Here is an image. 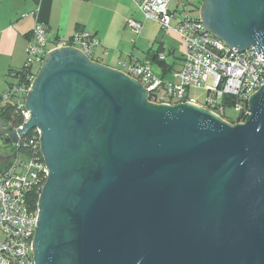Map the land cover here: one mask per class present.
<instances>
[{
	"label": "water",
	"instance_id": "water-1",
	"mask_svg": "<svg viewBox=\"0 0 264 264\" xmlns=\"http://www.w3.org/2000/svg\"><path fill=\"white\" fill-rule=\"evenodd\" d=\"M199 18L230 49L264 58V0H201ZM147 92L60 46L28 89L23 127L0 118L1 148L40 133L34 263L264 264V83L235 123Z\"/></svg>",
	"mask_w": 264,
	"mask_h": 264
},
{
	"label": "built area",
	"instance_id": "built-area-1",
	"mask_svg": "<svg viewBox=\"0 0 264 264\" xmlns=\"http://www.w3.org/2000/svg\"><path fill=\"white\" fill-rule=\"evenodd\" d=\"M132 1L145 19L158 22L165 31L175 32L183 44L181 65L172 71L173 82L163 81L162 76L154 72L152 64L147 60L135 58L129 62L118 61L117 69L148 89V101L156 104L187 101L198 104L225 120L221 116L227 107L222 102L223 95L240 98L233 107L238 112L243 100L248 101L249 95L264 83V58L257 54L253 46L241 52L230 49L203 26L199 16L187 11L188 6L195 8L194 4L200 5L201 0ZM125 25L135 32H139L141 28V23L134 18H128ZM48 43L51 45L48 46ZM99 45L100 40L84 29H75L66 39L50 40L46 36L44 25L35 23L29 34L23 72L12 74L10 84L1 94L2 101L9 103L21 117V122L13 125L12 129L16 131L22 128L29 119V112L24 108L25 98L38 66L49 49L72 46L90 58ZM159 56L164 58L163 54ZM210 74L215 76L214 87L207 85L205 101L197 103L189 96L187 88H203ZM173 98L175 101L172 102ZM34 130L36 135L29 140L33 149L40 147L39 130ZM23 141H26L24 136L13 144L15 147L0 170V264H35L31 243L39 209L38 199L34 204L31 198L34 191L40 194L46 181L47 168L44 158L41 159L35 151L34 154H27L19 150Z\"/></svg>",
	"mask_w": 264,
	"mask_h": 264
},
{
	"label": "crops",
	"instance_id": "crops-1",
	"mask_svg": "<svg viewBox=\"0 0 264 264\" xmlns=\"http://www.w3.org/2000/svg\"><path fill=\"white\" fill-rule=\"evenodd\" d=\"M138 10L132 0H0V95L8 85V70L18 69L24 64L29 34L37 22L44 25L50 40L66 39L75 29L93 33L100 40L95 60L106 65L112 66L102 61L103 56L115 49L118 55L116 66L112 67L117 68L118 61L144 59L146 54L140 58L133 51L126 54L129 60L125 56L120 58L123 54V37L129 34L126 20L134 18L143 26ZM141 29L143 33L144 28ZM159 42L164 46L171 44L175 46L174 50H180V58H175V67L178 68L182 62L181 41L167 31L163 35H156L153 46Z\"/></svg>",
	"mask_w": 264,
	"mask_h": 264
},
{
	"label": "rangeland",
	"instance_id": "rangeland-1",
	"mask_svg": "<svg viewBox=\"0 0 264 264\" xmlns=\"http://www.w3.org/2000/svg\"><path fill=\"white\" fill-rule=\"evenodd\" d=\"M192 6H188L187 10L191 9ZM139 11V10H138ZM191 15L194 16H199V8H194V10L189 11ZM140 15L142 17V22H143V26L141 23V27L143 30V33L140 32L139 33L135 32L134 30H132L131 28H128V33L125 37H123V54L120 56L124 57L125 59L129 60L130 57H126V54H129L131 51L135 52L137 54L138 57L142 58L143 56H145L146 54V50L153 46V41L156 40V35L158 33H161V35H163L165 31L164 29L161 28L160 24L152 19H145L142 12H140ZM172 22L174 21L173 19L171 20ZM141 29V28H140ZM141 29V31H142ZM170 33H173L179 40L180 37L178 34H176L175 32L169 30ZM181 41V40H180ZM51 43H48V46H50ZM171 46V47H170ZM154 47V46H153ZM167 48H175V46L173 45H168ZM96 50V49H95ZM115 50L109 51L107 54H105L103 56V62H108L110 63L112 66H116V60H117V56L118 52ZM181 52L180 50L177 48L174 53L173 56L169 55L167 56V60L169 62H172L173 59L176 58H180ZM116 56V57H115ZM97 57V50L94 51L91 55L90 58L92 59H96ZM101 60V59H100ZM179 60V59H178ZM176 62V59H175ZM177 63V62H176ZM152 69L154 70V72L158 75L161 76V72L159 71V69L157 68V66H155L154 64H152ZM177 67H175L176 69ZM174 70V69H173ZM172 70V71H173ZM172 71L167 72L163 77L162 80L165 82H173L174 81V77L172 76ZM215 84V76L213 74H210L207 78V81L203 84V88L200 87H190L187 88V92L189 94V96L194 99L195 101H197V103H203L205 101V97H206V86L210 85L211 88L214 87ZM159 92H162V89L159 90ZM175 101V99H172V102ZM238 113L234 110L233 107H226L225 110V117H228L227 119H232L234 117H236ZM10 146L1 148V152L6 156L9 154V150ZM5 162L1 164L0 168L2 169L5 166Z\"/></svg>",
	"mask_w": 264,
	"mask_h": 264
},
{
	"label": "trees",
	"instance_id": "trees-1",
	"mask_svg": "<svg viewBox=\"0 0 264 264\" xmlns=\"http://www.w3.org/2000/svg\"><path fill=\"white\" fill-rule=\"evenodd\" d=\"M194 5H195V8H199L198 3H195ZM191 10H194V8L192 7L191 9H189L187 11L189 12ZM174 51L175 50L173 48H167V46H164L163 43L159 42L155 47L151 46L146 50V57L144 59H138V60H140V61L147 60L149 63L157 66V68L161 72V76L163 77L167 72H170L173 69H175V59H173L172 62H169L167 60V56H169V55L173 56ZM160 54H163L164 58H160V56H159ZM24 67H25V65L23 64L18 69L8 70V72H7L8 85L10 84V81H11V75L12 74L18 75L19 73L23 72L22 70ZM239 100H240V98L233 96V95H223L222 96V102L227 107H234V105L236 103H238ZM248 112H249L248 101L243 100L242 107L237 112L238 114L236 115V117H234L232 119H227L228 117L224 116L225 113H222L223 115H221V116L223 118H225L226 121H229L230 123H235V122L243 121L246 118ZM0 118L4 119L8 123H11L12 125H17L21 122V117H19L13 111V107L9 103L2 101V95H0ZM35 133H36L35 130L32 129L31 131H29L24 136L26 141H23L21 143L22 146H19V150H21L23 153H27V154H34V151H35V153L40 158L41 157L43 158L42 152H40L41 151L40 148H34L33 149L32 145L29 143V140L32 139L34 135H36ZM0 170H1V168H0ZM38 196H39V194L36 191H34L32 193L31 202L32 203L34 202V204H35L36 200L38 199Z\"/></svg>",
	"mask_w": 264,
	"mask_h": 264
},
{
	"label": "flooded vegetation",
	"instance_id": "flooded-vegetation-1",
	"mask_svg": "<svg viewBox=\"0 0 264 264\" xmlns=\"http://www.w3.org/2000/svg\"><path fill=\"white\" fill-rule=\"evenodd\" d=\"M8 124H9V126H10V129H12L13 125H12L11 123H8ZM34 129H36V128H34ZM34 129H33V130H34ZM30 131H31V130H30ZM14 147H15V146H14ZM14 147H13V144L10 145V149H9L10 151H9V154L6 155V156H7V160H6V161H8L9 156H10V154H11V150L14 149ZM0 149H1V147H0ZM0 153L3 154V153L1 152V150H0ZM0 166H1V165H0ZM40 192H41V191H40Z\"/></svg>",
	"mask_w": 264,
	"mask_h": 264
},
{
	"label": "clouds",
	"instance_id": "clouds-1",
	"mask_svg": "<svg viewBox=\"0 0 264 264\" xmlns=\"http://www.w3.org/2000/svg\"><path fill=\"white\" fill-rule=\"evenodd\" d=\"M54 48H55V47H54ZM51 49H52V48H51ZM49 50H50V49H49ZM90 59H92V58H90ZM94 60H95V59H94ZM39 67H40V64H39V66H38V70H39ZM37 72H38V71H37ZM37 72H36V73H37ZM12 130H13V129H12ZM6 162H7V161H6ZM6 162H5V163H6Z\"/></svg>",
	"mask_w": 264,
	"mask_h": 264
}]
</instances>
